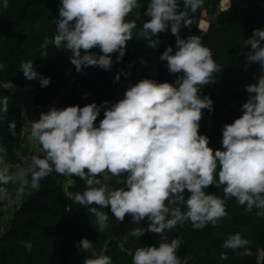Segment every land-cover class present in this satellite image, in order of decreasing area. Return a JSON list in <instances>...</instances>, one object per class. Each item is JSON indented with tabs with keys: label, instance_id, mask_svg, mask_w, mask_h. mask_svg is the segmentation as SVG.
<instances>
[{
	"label": "clouds",
	"instance_id": "obj_1",
	"mask_svg": "<svg viewBox=\"0 0 264 264\" xmlns=\"http://www.w3.org/2000/svg\"><path fill=\"white\" fill-rule=\"evenodd\" d=\"M203 3L182 0L180 10L181 0H149L144 15L150 19L142 22L137 35L155 48L159 34L170 28L176 36L175 48L168 46L159 58L167 61L170 73L178 74L175 83L145 78L130 85L115 103L53 106L41 113L31 123L29 140L40 144L43 157L33 156L30 167L18 175L0 158V194H6L3 186L14 181L27 184L29 176L33 189L53 171L79 177L85 188L72 200L88 207L99 231L107 228L109 215L92 205L110 206L120 222L126 214L135 225L147 218V228H133L130 236L139 238L146 231L159 234L158 246L138 247L134 252L124 247L127 236L119 242L120 250L132 256V264H187V257L177 255L179 237L169 241L165 231L185 221L197 230L209 223L215 226L227 216L228 198L264 217V29H254L251 38L243 41L245 47L250 46L246 67L258 62L261 75L246 85L249 98L241 106L242 115L223 126L222 149L214 150L209 137L199 133L203 110L213 111V100L201 95L200 86L208 85L221 68L199 36L179 35L182 23L189 25V13ZM8 6V0H3L2 7ZM140 7V0H60L53 21L56 34L51 40L46 38L41 48L63 45L78 72L88 66L110 70L111 54H117V62L122 60L137 27L136 20L127 17L136 10L139 19ZM97 48L99 55L91 51ZM3 67L0 63V70ZM19 69L26 79H39L42 87L50 84L51 78L39 74L33 60L22 61ZM121 75L127 73L121 70L115 79ZM11 87L9 81L4 85ZM102 109L103 118L97 124ZM7 111L8 96L4 95L0 112ZM15 128V122H9L13 136ZM101 175L108 182L97 179ZM111 178L121 186H110ZM211 185L223 186L224 196L207 194ZM248 243L236 232L224 240L223 247L244 249V255H251ZM78 249L91 253L84 264H113L106 250L96 252L87 238L78 242ZM227 258L221 253V259Z\"/></svg>",
	"mask_w": 264,
	"mask_h": 264
},
{
	"label": "trees",
	"instance_id": "obj_2",
	"mask_svg": "<svg viewBox=\"0 0 264 264\" xmlns=\"http://www.w3.org/2000/svg\"><path fill=\"white\" fill-rule=\"evenodd\" d=\"M220 1L204 0L195 13H189V25L184 26L182 23L179 33L181 38L199 36L221 68V72L213 73L208 85L200 86L201 95L213 100V111L203 110L199 133L209 137V146L214 150L222 149L223 126L242 115L241 106L249 98L246 85L255 83L261 75L258 62L246 67V54L250 46L245 47L243 41L251 38L254 29H264V0H229L230 6L226 10H219ZM2 2L0 0V63L4 67L0 70V82L21 84L25 77L19 69L21 62L33 60L34 68L42 63L38 68L39 74L50 77L51 81L48 86L42 87L38 80L37 100L49 104L58 98V109L74 105L83 107L93 102L101 105L109 101L121 80L122 75L118 81L116 75L132 59L152 49L137 35L142 22L150 19L144 15L149 0H140L139 19L136 10L127 17L128 20L135 19L137 27L133 30L132 39L126 44L122 60L117 62V54L113 53L110 70L88 66L87 74L76 71L70 63L71 53L63 45L57 48L49 44L41 48L46 38L51 40L56 34L53 21L58 17L60 0H8L6 9L2 7ZM180 10H183L182 0ZM203 14L210 17L206 30L199 28ZM164 38L166 40L161 42ZM158 39L160 43L156 52L159 57L168 46L175 48L176 36L170 28L160 33ZM91 51L101 54L98 48ZM158 67L159 74L154 80L174 84L178 74L168 71L167 61L159 58ZM4 95L8 96V111L0 112V144L6 160L13 161L14 151L20 144V110L14 94L0 89V98ZM102 118L103 109L96 123ZM11 121L16 124L14 136L8 130ZM28 178L31 182L30 176ZM97 179L105 183L103 175ZM67 180L71 182L67 183ZM110 184L121 186L115 182V178H111ZM84 188L85 182L79 177L60 175L53 171L40 181L38 189L32 188L24 194L9 229L0 237V264H84L85 258L90 257L91 253L78 249V242L82 238L92 241L96 252L106 250L105 254L112 258L113 264H132V256L118 247L125 236L127 241L124 247L131 252L138 247L158 246L160 236L157 233L146 231L139 238L128 235L133 228H147V218L135 225L132 217L126 214L120 222L111 213L110 206L103 209L92 205L109 215L107 228L99 231L95 216L88 207L72 200ZM205 191L207 194L224 196L223 186L216 188L211 185ZM226 210L227 216L215 226L209 223L197 230L190 221H185L182 225L166 230L164 235L169 241L179 237L177 255L181 259L187 257V264H264V217L256 216L255 209L246 211L234 198L227 199ZM236 232L249 241L246 247L251 250V255H244V249L223 247L224 240ZM260 251L262 256H259ZM221 253H226L228 258L221 259Z\"/></svg>",
	"mask_w": 264,
	"mask_h": 264
},
{
	"label": "built area",
	"instance_id": "obj_3",
	"mask_svg": "<svg viewBox=\"0 0 264 264\" xmlns=\"http://www.w3.org/2000/svg\"><path fill=\"white\" fill-rule=\"evenodd\" d=\"M209 19L210 17L208 15L203 14L201 21L206 20L208 24ZM164 40H166V38L162 39L161 42ZM158 64L159 56L156 52V47H152L148 53H144L140 57L134 58L129 63H127L123 70V72L127 73V75L121 76V80L115 89L114 95L109 100L110 104L115 103L119 99L123 98L125 90L130 85L135 84L145 78H156L159 74ZM40 66H42V63L35 67L38 73V68ZM88 68L89 67L83 68L81 73L87 74L89 72ZM38 80L39 79L28 80L24 77L21 84L17 85L11 83L12 87L6 89L7 91L14 94L18 101L20 110V144L19 147L14 151L15 160L13 161L6 160L4 149L0 144V158H2L7 165H9L11 172L17 175L21 171L27 170L30 167L33 156H40L43 154L40 144L38 142L29 140L31 123L38 121L41 113H46L51 107L58 106V98H55L49 104H44L37 100L39 96ZM6 83L7 81L0 82V89H5L4 85ZM70 182L71 180H67V183ZM105 182L108 181L105 180ZM3 187L6 189V194H0V237L9 229L16 209L22 204L24 194L32 190L29 178L28 183L23 186L18 181H14L4 185Z\"/></svg>",
	"mask_w": 264,
	"mask_h": 264
},
{
	"label": "bare ground",
	"instance_id": "obj_4",
	"mask_svg": "<svg viewBox=\"0 0 264 264\" xmlns=\"http://www.w3.org/2000/svg\"><path fill=\"white\" fill-rule=\"evenodd\" d=\"M221 6H222V8L223 9H227V6H228V3H227V0H222L221 1ZM206 21V20H205ZM204 20H202V22L200 23V26H204V27H206V25H207V23L205 22ZM203 27V28H204Z\"/></svg>",
	"mask_w": 264,
	"mask_h": 264
},
{
	"label": "crops",
	"instance_id": "obj_5",
	"mask_svg": "<svg viewBox=\"0 0 264 264\" xmlns=\"http://www.w3.org/2000/svg\"><path fill=\"white\" fill-rule=\"evenodd\" d=\"M222 1V0H221ZM221 1H220V3H219V10H226V9H223L222 8V6H221ZM227 3H228V6H227V8L230 6V1L229 0H227ZM201 22V21H200ZM208 25V24H207ZM207 25H206V27H207ZM204 27V26H203ZM202 26H200V23H199V28L200 29H202V30H205L206 29V27H204L203 28ZM56 108H58V106L56 107Z\"/></svg>",
	"mask_w": 264,
	"mask_h": 264
},
{
	"label": "rangeland",
	"instance_id": "obj_6",
	"mask_svg": "<svg viewBox=\"0 0 264 264\" xmlns=\"http://www.w3.org/2000/svg\"><path fill=\"white\" fill-rule=\"evenodd\" d=\"M204 21H205V20H204ZM201 22H202V21H201ZM201 22H200V23H201ZM205 22H206V21H205ZM206 23H207V22H206ZM259 256H262V252H261V251L259 252Z\"/></svg>",
	"mask_w": 264,
	"mask_h": 264
}]
</instances>
